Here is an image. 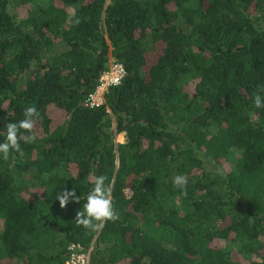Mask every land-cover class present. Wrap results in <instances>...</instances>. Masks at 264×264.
Masks as SVG:
<instances>
[{
	"label": "trees",
	"instance_id": "16d2710c",
	"mask_svg": "<svg viewBox=\"0 0 264 264\" xmlns=\"http://www.w3.org/2000/svg\"><path fill=\"white\" fill-rule=\"evenodd\" d=\"M110 59L121 84L85 108ZM256 95L264 0H0V142L40 114L0 156V264H65L72 245L89 264H264ZM100 175L117 219L93 231L75 219ZM64 188L80 203L61 208Z\"/></svg>",
	"mask_w": 264,
	"mask_h": 264
},
{
	"label": "clouds",
	"instance_id": "9594fccd",
	"mask_svg": "<svg viewBox=\"0 0 264 264\" xmlns=\"http://www.w3.org/2000/svg\"><path fill=\"white\" fill-rule=\"evenodd\" d=\"M255 106L264 107V98L261 95L255 96ZM24 118L18 122H9L6 126V134L0 142V156L7 159L12 152L22 154L21 139L24 143H33L36 139L32 134L39 112L35 106L27 107L23 112ZM23 130V132L21 131ZM27 133V134H24ZM106 177L103 175L95 178L94 186L88 191L86 200L81 209L76 213V221L85 229L98 230L103 227L106 221L117 219L113 200L111 198V188L105 183ZM174 186L184 187L187 184L185 176H176L173 180ZM61 208L65 207L70 201L80 203V196L75 189H63L56 197Z\"/></svg>",
	"mask_w": 264,
	"mask_h": 264
},
{
	"label": "built area",
	"instance_id": "2783aa9c",
	"mask_svg": "<svg viewBox=\"0 0 264 264\" xmlns=\"http://www.w3.org/2000/svg\"><path fill=\"white\" fill-rule=\"evenodd\" d=\"M125 76L123 66L110 59L108 68L100 75L97 86L83 101L88 109H98L105 105V97L109 90L121 84ZM69 257L65 264H89V251L84 252L80 246L69 247Z\"/></svg>",
	"mask_w": 264,
	"mask_h": 264
},
{
	"label": "rangeland",
	"instance_id": "374dc122",
	"mask_svg": "<svg viewBox=\"0 0 264 264\" xmlns=\"http://www.w3.org/2000/svg\"><path fill=\"white\" fill-rule=\"evenodd\" d=\"M160 48H161V45L158 46V48L153 49V50H152V47L148 49V59H149L150 62L155 59V57L157 56V53L159 52ZM47 112H48L49 116L51 117V119L53 121V126H54L56 124V120L58 119V116L61 115L62 111L51 105V106L48 107ZM115 141H116V143L124 142L123 135L116 136L115 137ZM223 246L225 247L226 243L223 244ZM227 247H230V246H227Z\"/></svg>",
	"mask_w": 264,
	"mask_h": 264
},
{
	"label": "crops",
	"instance_id": "0c3cea01",
	"mask_svg": "<svg viewBox=\"0 0 264 264\" xmlns=\"http://www.w3.org/2000/svg\"><path fill=\"white\" fill-rule=\"evenodd\" d=\"M120 136V135H119ZM123 143V142H122Z\"/></svg>",
	"mask_w": 264,
	"mask_h": 264
}]
</instances>
